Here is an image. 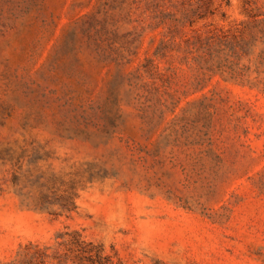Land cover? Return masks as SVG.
I'll use <instances>...</instances> for the list:
<instances>
[{"label":"rangeland","instance_id":"rangeland-1","mask_svg":"<svg viewBox=\"0 0 264 264\" xmlns=\"http://www.w3.org/2000/svg\"><path fill=\"white\" fill-rule=\"evenodd\" d=\"M75 236L264 264V0H0V264Z\"/></svg>","mask_w":264,"mask_h":264},{"label":"trees","instance_id":"trees-1","mask_svg":"<svg viewBox=\"0 0 264 264\" xmlns=\"http://www.w3.org/2000/svg\"><path fill=\"white\" fill-rule=\"evenodd\" d=\"M72 242L78 251L76 252V255H75V261H74L75 264H112L110 256L102 254L101 247L96 248V246L91 245L90 247L92 248L85 249L81 245L83 241L79 239V237H76V236L73 238ZM93 248H95L94 255L90 253L93 250Z\"/></svg>","mask_w":264,"mask_h":264}]
</instances>
